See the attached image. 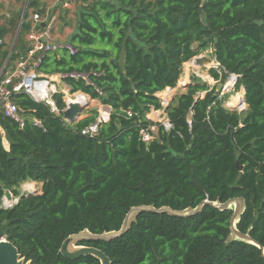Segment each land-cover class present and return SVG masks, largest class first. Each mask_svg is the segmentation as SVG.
Instances as JSON below:
<instances>
[{"label": "trees", "instance_id": "1", "mask_svg": "<svg viewBox=\"0 0 264 264\" xmlns=\"http://www.w3.org/2000/svg\"><path fill=\"white\" fill-rule=\"evenodd\" d=\"M30 9L36 0L6 72L30 50ZM76 9L66 44L74 52L47 53L36 71L111 107V117L91 137L83 131L99 111L70 124L61 92L52 96L55 110L14 95L23 126L0 113V239L34 264H56L68 237L119 231L134 207L182 212L242 198L236 228L264 248V0H76ZM21 17L0 26L1 39ZM210 49L219 65L210 76L222 85L235 76L247 108L229 109V94L193 77L165 109L159 95ZM163 109L170 131L148 118ZM155 125L157 136L144 142L141 132ZM28 182L41 193L21 198ZM7 191L20 198L10 209L2 207ZM232 215L210 206L188 218L143 213L123 237L97 244L112 264H264L259 248L232 236Z\"/></svg>", "mask_w": 264, "mask_h": 264}, {"label": "built area", "instance_id": "2", "mask_svg": "<svg viewBox=\"0 0 264 264\" xmlns=\"http://www.w3.org/2000/svg\"><path fill=\"white\" fill-rule=\"evenodd\" d=\"M60 2L62 3L63 9H70L73 0H60ZM56 21L57 18L54 16L48 15L47 17L43 18L40 11H35L31 19L33 28L27 36L30 50L26 59L16 62L15 65L11 67L7 72L6 67L8 63H6L0 75V113L4 114V116H6L7 118L18 122L21 126H23V119L20 116L19 107L14 102V95H17L19 93H26L34 101L38 103H46L50 105L53 110H55V104L52 101V92H55V86L52 85L49 81L41 79L36 69L41 62V56L47 53H57L61 48L64 47H67L72 52H74L73 49L68 45H60L55 42L53 38V31ZM4 42L5 39H1L0 37V45H2ZM37 84H44L41 86V88L45 86V90H37L35 86ZM162 105L165 107V103L163 101ZM155 112L156 111H153V113ZM111 113V107L102 106L99 110V114L96 118L95 123L86 128L83 131V134L89 135L91 137L96 136L99 132L100 127L103 124L109 122ZM157 117L162 118L161 115H157ZM148 118L153 120L151 117H149V115ZM160 121V124L166 131H170L173 128L172 124L167 119V116L165 118L163 117V119H160ZM157 129L158 127L155 125L150 128V132L142 131V140L144 142L152 141L154 138L153 135L157 131ZM20 190L22 194L23 191H26V186H21ZM19 199L20 198L15 196L14 193H12L11 191H7L2 199V207L4 209L13 208L18 204ZM4 239L6 238H1L0 240Z\"/></svg>", "mask_w": 264, "mask_h": 264}, {"label": "water", "instance_id": "3", "mask_svg": "<svg viewBox=\"0 0 264 264\" xmlns=\"http://www.w3.org/2000/svg\"><path fill=\"white\" fill-rule=\"evenodd\" d=\"M25 13L23 15V19ZM11 53L12 51L9 53L8 61L10 60ZM191 62H193L195 66L199 67V66H204L206 63H209L210 59L208 57H200V58L195 57L194 59L191 60ZM236 80L237 79H235V82ZM219 89L222 90L223 86L220 85ZM85 106L86 104L82 105L78 102L67 103V108L63 111L64 120L70 124H75L81 121V116L85 109ZM237 164L239 166L240 171H242V167L240 166L239 162ZM32 195H34V192L24 191L21 194V198L30 197ZM206 206L213 207L220 211L232 210L233 215L230 220V230L232 236L236 239L246 241L256 246L262 251V254L264 256V248L259 243L254 241L249 235L242 234L236 228L237 222L239 221L240 217L242 216L245 210V201L242 198L230 199L225 203L204 201L196 209L193 210L190 209L182 212L173 211L167 207H163L160 209H156L153 206L134 207L127 214L123 222V225L119 231L104 233L101 235H94L88 231H83L79 234L72 235L64 241L60 249V253L65 258L70 260H76L84 256H93L96 259H98L101 262V264H112L110 258H108L102 251L95 248L76 246V244L83 241L111 242L117 240L123 237L127 232H129V230L132 228L133 223L136 221L137 217L143 213L168 214L169 216H173V217L188 218L197 215ZM24 263H25V259L21 257V254L19 253V249L15 245H13L7 239L0 240V264H24ZM27 264H30V262H28Z\"/></svg>", "mask_w": 264, "mask_h": 264}, {"label": "rangeland", "instance_id": "4", "mask_svg": "<svg viewBox=\"0 0 264 264\" xmlns=\"http://www.w3.org/2000/svg\"><path fill=\"white\" fill-rule=\"evenodd\" d=\"M23 7H24V1L22 3H19L16 8L21 11L23 9ZM63 10H64L63 14L59 19H57V21L55 23V28L53 31V35L57 36V41H59V42H61V40L64 41L69 35H71V32L72 31L74 32V30L76 29V18H77L76 0H73L72 6L70 9H63ZM29 16H30V14H29ZM19 33H20L19 28L18 29L15 28L12 31L11 36L8 37L6 50L13 52V50H14L13 48H14V45L16 43V38L19 35ZM213 53H214V50L210 49V50H208V51H206V52H204L198 56L199 58L200 57H208L210 59V62L206 63L204 66L197 67L191 61L184 64L183 74H182L181 79L178 82L177 87L173 90L172 89L166 90V92H164L160 96L161 100L165 103V107L163 106L164 108H166L169 103L171 104V102H172L171 100H172V98H174L175 95H178V94H181L182 92H185L187 89L186 87L188 85H191L194 83L193 77L199 78L201 82L207 83L208 85H210V87H216L217 92H221L222 95L229 94L230 97H229L228 102L226 103V107H228L229 109L240 112L243 109L247 108L246 104L240 105L238 103V101L236 102L235 106H233V107L231 106V104L233 105L235 103L232 101L233 97L240 94V95H242V100L244 102V95H245L244 89H241V91H239L238 93H234V91H235V88H234L235 85L234 84L235 83L232 86L227 85L228 83H230V80L233 79L234 77L230 76L228 78L227 82L225 83V85H222L221 82L215 81L210 76L211 70H218L219 69V65L216 63V60L214 58ZM2 63H3L2 55H0V75L2 73L4 65H6V63H7V60L5 63H3V64ZM218 72L221 73L220 71H218ZM40 77H41V79H45L46 81H49L52 85L55 86V89H54L55 92H52V95L54 93H57V92H61L64 95V101L66 102V104L68 103V100H67L68 98H73L75 95L79 94V93H75V94L70 93V89L62 83L60 76L44 77L43 75H40ZM185 78H186V81H185ZM220 85L223 86L222 90L219 89ZM87 98H88L89 102L85 106V109H84L82 116H81V120L92 116L95 112L99 111L100 108L103 106V105H101V103L99 101L92 100L89 96H87ZM157 115H161L162 118H158ZM166 116L167 115L164 112V109L161 111H158V112L156 111L155 113H151L149 115V117H151L155 121V123H157L158 125L161 123L160 119H163V117L165 118ZM156 136H157V131L154 133V137H156ZM33 185L34 184H32V186L30 187V190H28V191L34 192L32 190H35L34 195L40 194L41 188H42L41 185L40 184H37L34 186ZM26 191H27V189H26Z\"/></svg>", "mask_w": 264, "mask_h": 264}, {"label": "crops", "instance_id": "5", "mask_svg": "<svg viewBox=\"0 0 264 264\" xmlns=\"http://www.w3.org/2000/svg\"><path fill=\"white\" fill-rule=\"evenodd\" d=\"M23 1H24V7L20 11L16 7L18 6L19 3H22ZM29 1L30 0H0V26H3L9 19H11V17H13V15H16L17 13L22 12L21 22L19 25V30H21L20 28H21V25L23 23L22 20H24L23 15H24L25 11H27V6L29 4ZM36 2L38 4V9L37 10L30 9L29 10L30 16L28 18V21H30V22H31L32 16H33L35 11H43V18L50 15V16H54L57 19H59L63 14L64 10H63L62 3L60 2V0H36ZM11 34H12V31H10L8 33V36L6 37L5 42H8V37H10ZM72 34H73V31L71 32V35ZM71 35H69L64 41L61 40V42L57 41V36L53 35V38H54L56 43H58L60 45H66L69 38L71 37ZM14 48H15V45H14ZM167 90H169V89H167ZM163 93H161L159 95V97ZM182 93H184V92H182ZM176 96L177 95H175L174 98ZM174 98H172L171 101H173ZM168 105H170V103ZM151 113H153V111ZM31 183L34 185H37V183H35V182H28V183L23 184L22 186L24 187V186L32 185Z\"/></svg>", "mask_w": 264, "mask_h": 264}, {"label": "flooded vegetation", "instance_id": "6", "mask_svg": "<svg viewBox=\"0 0 264 264\" xmlns=\"http://www.w3.org/2000/svg\"><path fill=\"white\" fill-rule=\"evenodd\" d=\"M98 242H95V241H83V242H80L78 244H76V246H82V247H89V248H95V249H98ZM63 245V244H62ZM62 247V246H61ZM102 251V250H100ZM103 252V251H102ZM20 253V252H19ZM104 253V252H103ZM21 254V253H20ZM105 254V253H104ZM61 257L63 258H60L58 261H56V264H93V261L92 259H89V257H92V258H95L93 256H84V257H80L79 259H76V260H70V259H67L65 258L61 253H60ZM106 255V254H105ZM107 256V255H106ZM21 257L25 259V263L24 264H27L28 262H30V264H34L32 261H28L26 260L25 257L22 256L21 254ZM108 257V256H107ZM109 258V257H108ZM96 259V258H95ZM98 261L99 264H101V262L96 259ZM111 260V259H110ZM94 262L96 263V261L94 260ZM112 262V261H111Z\"/></svg>", "mask_w": 264, "mask_h": 264}, {"label": "bare ground", "instance_id": "7", "mask_svg": "<svg viewBox=\"0 0 264 264\" xmlns=\"http://www.w3.org/2000/svg\"><path fill=\"white\" fill-rule=\"evenodd\" d=\"M190 68H191V67H190ZM192 69H193V68H192ZM190 70H191V69H190ZM188 71H189V70H188ZM187 74H188V73H187ZM183 79H184V78H183ZM185 81H186V78H185ZM183 83H184V82H183ZM234 83H235V78L231 79V80H230V83H228L227 85L232 86ZM42 85H44V84H37V85H35V86H36L37 90H40V89L45 90V86H43V87L41 88ZM234 85H235V84H234ZM231 89H232V88H231ZM171 92H172V91H171ZM67 100H68V103H71V102H78V103H80V104H82V105L87 104V103L89 102L87 96L84 95V94H82V93H79V94L75 95L73 98H68ZM232 101L235 102L233 105L231 104L232 107L235 106V104H236L237 101H238V103H239L240 105H242V104L244 105V102H243V100H242V95H240V94H238L237 96L233 97ZM233 102H232V103H233ZM31 186H32V185H28V186H26L27 191L30 190V187H31ZM33 186H34V185H33ZM34 192H35V190H34Z\"/></svg>", "mask_w": 264, "mask_h": 264}]
</instances>
